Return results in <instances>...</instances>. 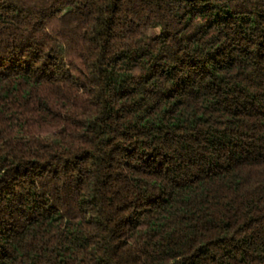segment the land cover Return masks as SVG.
I'll return each instance as SVG.
<instances>
[{"label":"trees","instance_id":"1","mask_svg":"<svg viewBox=\"0 0 264 264\" xmlns=\"http://www.w3.org/2000/svg\"><path fill=\"white\" fill-rule=\"evenodd\" d=\"M0 264H264V0H0Z\"/></svg>","mask_w":264,"mask_h":264}]
</instances>
